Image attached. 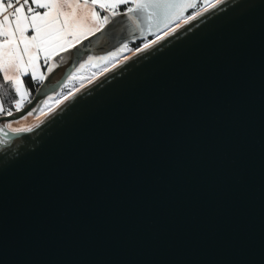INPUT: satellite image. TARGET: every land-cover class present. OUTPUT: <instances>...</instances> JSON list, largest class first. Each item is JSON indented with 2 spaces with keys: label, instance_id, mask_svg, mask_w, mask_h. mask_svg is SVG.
<instances>
[{
  "label": "water",
  "instance_id": "95a60500",
  "mask_svg": "<svg viewBox=\"0 0 264 264\" xmlns=\"http://www.w3.org/2000/svg\"><path fill=\"white\" fill-rule=\"evenodd\" d=\"M225 3L55 119L0 116L38 125L0 133V264H264V0Z\"/></svg>",
  "mask_w": 264,
  "mask_h": 264
},
{
  "label": "snow or ice",
  "instance_id": "6c2138e0",
  "mask_svg": "<svg viewBox=\"0 0 264 264\" xmlns=\"http://www.w3.org/2000/svg\"><path fill=\"white\" fill-rule=\"evenodd\" d=\"M221 5L228 6L225 0H0V116L16 119L14 114L20 113L26 119L39 112L46 120L55 119L91 91H85L83 79L97 87L103 84L94 73L91 78H81L79 88L68 89V81L75 80L87 65L93 61L105 62L104 73H108L121 64L127 67L129 60L135 63L146 59L222 12ZM125 24L141 37L149 32L154 38L134 50L128 43H122L107 55L89 56L68 75L67 81L53 83L55 69L60 67L65 71L71 66L81 54L83 41L97 33L111 34L117 28L123 29ZM129 51L131 57L124 55L119 59ZM114 58L116 63L112 62ZM33 81L39 87L33 89ZM57 87L62 90L56 92ZM33 91L38 94L33 96ZM49 91L53 95L41 104V97ZM53 100L55 107L50 103ZM45 119L40 122L44 123ZM37 126L13 127L10 122L0 127V133L8 137L9 132L27 133ZM5 142L0 139V144Z\"/></svg>",
  "mask_w": 264,
  "mask_h": 264
},
{
  "label": "trees",
  "instance_id": "16d2710c",
  "mask_svg": "<svg viewBox=\"0 0 264 264\" xmlns=\"http://www.w3.org/2000/svg\"><path fill=\"white\" fill-rule=\"evenodd\" d=\"M150 35H147L145 37H142V38H137L135 40H131V41H128L126 43L129 44V48L131 49H135V47H139L141 46L146 40L150 39ZM131 52V51H129ZM125 53V52H124ZM107 55V54H106ZM116 61V59L114 58L113 59V63ZM93 65L90 67V69L85 73V76L83 78H91L93 76V74H98L102 69H104V64L105 62H100V63H97L96 61H93L92 63ZM109 65V64H108ZM44 71L46 72V69H44ZM99 71V72H98ZM84 80V79H83ZM67 81V80H66ZM81 82V78H78V79H75L73 81H68V89H72L73 87H77ZM0 83H2V79L0 78ZM36 84L35 85H32L33 89L35 88ZM62 89L59 88L57 92H60ZM3 91H7V88H5ZM12 99V96H8L7 97V101L10 102ZM5 106H8V103L6 102L5 103Z\"/></svg>",
  "mask_w": 264,
  "mask_h": 264
},
{
  "label": "rangeland",
  "instance_id": "374dc122",
  "mask_svg": "<svg viewBox=\"0 0 264 264\" xmlns=\"http://www.w3.org/2000/svg\"><path fill=\"white\" fill-rule=\"evenodd\" d=\"M154 37L151 35L150 36V39H153ZM127 53H129V52H125V53H122L121 55H120V57H119V59L122 57V56H124L125 54H127ZM115 62H117V60L115 61ZM114 62V63H115ZM93 64H89V65H87L84 69H82L79 73H78V76H77V78L76 79H78V78H83L84 76H85V73L90 69V67L92 66ZM111 66V64H109V65H107V67H110ZM104 71V69H102L99 73H101V72H103ZM98 73V74H99ZM98 74H95V76L96 75H98ZM88 82V79H84L83 80V83L85 84V83H87ZM81 83V82H80ZM80 86V84L77 86V87H79ZM76 87V88H77ZM54 100H55V98H54ZM54 100L52 101V102H50V103H52L53 104V107H55V103H54ZM46 110V109H45ZM38 113V112H37Z\"/></svg>",
  "mask_w": 264,
  "mask_h": 264
},
{
  "label": "bare ground",
  "instance_id": "6f19581e",
  "mask_svg": "<svg viewBox=\"0 0 264 264\" xmlns=\"http://www.w3.org/2000/svg\"><path fill=\"white\" fill-rule=\"evenodd\" d=\"M125 55H127V56H131L132 55V52H129V53H127V54H125ZM121 60L123 59V56L120 58ZM116 63V62H115ZM109 68H111V66L109 67ZM102 73H104V71L103 72H101V73H99L98 75H96V77L98 78L99 76H101L102 75ZM88 84V82L87 83H85V85H87ZM80 87V86H79ZM79 87H77V88H79ZM25 116H26V113L24 114ZM19 119L20 120H24V118H22L21 116L19 117ZM12 123L13 124V127H15V125H14V119H12V120H6L4 123H2L1 125H0V127H3V125L4 124H7V123ZM37 121L35 120V119H33V120H30L28 123H26L25 125H23V124H17V126H21V125H23V126H31V125H33L34 123H36ZM16 126V127H17ZM6 131H7V129H5Z\"/></svg>",
  "mask_w": 264,
  "mask_h": 264
},
{
  "label": "crops",
  "instance_id": "0c3cea01",
  "mask_svg": "<svg viewBox=\"0 0 264 264\" xmlns=\"http://www.w3.org/2000/svg\"><path fill=\"white\" fill-rule=\"evenodd\" d=\"M43 70H44V69H43ZM0 78L2 79V74H0ZM35 83H36V82H35V81H33V85H35Z\"/></svg>",
  "mask_w": 264,
  "mask_h": 264
},
{
  "label": "built area",
  "instance_id": "2783aa9c",
  "mask_svg": "<svg viewBox=\"0 0 264 264\" xmlns=\"http://www.w3.org/2000/svg\"><path fill=\"white\" fill-rule=\"evenodd\" d=\"M35 84L37 85V82ZM5 107H7V106H5Z\"/></svg>",
  "mask_w": 264,
  "mask_h": 264
}]
</instances>
